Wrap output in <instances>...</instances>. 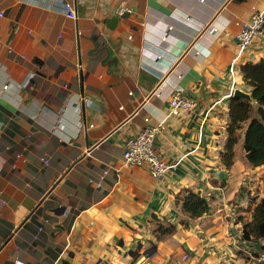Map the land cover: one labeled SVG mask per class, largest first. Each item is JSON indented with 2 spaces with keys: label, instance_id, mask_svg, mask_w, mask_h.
I'll list each match as a JSON object with an SVG mask.
<instances>
[{
  "label": "crops",
  "instance_id": "obj_1",
  "mask_svg": "<svg viewBox=\"0 0 264 264\" xmlns=\"http://www.w3.org/2000/svg\"><path fill=\"white\" fill-rule=\"evenodd\" d=\"M255 10L264 0H0V264H255L264 238L243 234L264 166L246 129L223 161L231 98L250 94L241 67L264 60V31L244 54L235 43ZM175 91L192 112L170 115ZM160 123L172 168L154 179L123 153ZM186 189L208 201L202 217L183 212Z\"/></svg>",
  "mask_w": 264,
  "mask_h": 264
},
{
  "label": "trees",
  "instance_id": "obj_2",
  "mask_svg": "<svg viewBox=\"0 0 264 264\" xmlns=\"http://www.w3.org/2000/svg\"><path fill=\"white\" fill-rule=\"evenodd\" d=\"M241 69L244 81L250 88L252 100L231 98L229 139L223 161L227 167L233 165L235 146L239 142L241 131L246 129L244 149L247 152V160L254 167H260L264 166V60L258 63L248 62ZM178 201L182 203L183 212L192 219L202 217L209 210L208 201L191 190H184ZM158 227L156 234L161 235L175 230L173 225L160 224ZM243 238H264V198L254 212L253 222L244 226Z\"/></svg>",
  "mask_w": 264,
  "mask_h": 264
},
{
  "label": "built area",
  "instance_id": "obj_3",
  "mask_svg": "<svg viewBox=\"0 0 264 264\" xmlns=\"http://www.w3.org/2000/svg\"><path fill=\"white\" fill-rule=\"evenodd\" d=\"M62 10L69 19L78 20L77 6L74 2H64ZM125 12L130 13L131 11L124 6H121L118 10L119 15H123ZM237 26L239 31L235 36V43L239 53L244 54L264 31V10H255L248 20L239 21ZM171 29L169 28V30ZM163 39L166 40L167 38L164 37ZM12 51V48H10L9 52ZM232 63H238V56L232 60ZM4 89H7V86ZM169 105L170 115L180 117L183 114L192 112L196 103L194 100L183 96L181 92L175 91L170 96ZM163 130V123H160L154 127H146L138 135L129 138L124 145L123 165L129 168H145L154 179L165 177L172 166L164 160L157 149V139ZM45 162L46 164L49 163L48 160H45ZM107 175L108 171H104L95 182L98 187H102ZM184 258L189 257L186 254ZM253 261L255 264H264V250L254 255Z\"/></svg>",
  "mask_w": 264,
  "mask_h": 264
},
{
  "label": "rangeland",
  "instance_id": "obj_4",
  "mask_svg": "<svg viewBox=\"0 0 264 264\" xmlns=\"http://www.w3.org/2000/svg\"><path fill=\"white\" fill-rule=\"evenodd\" d=\"M247 52V51H246ZM240 91V90H239ZM241 92H243V91H241ZM243 93H245V92H243ZM158 224H159V222L157 221V220H153V222H152V230H153V233L155 232V233H157L158 232ZM174 231L175 230H173L171 233H167V234H165V235H161L160 233H158V234H155V235H157V236H159L160 238H162V239H164V240H171V235L174 233ZM188 255V254H187ZM185 257V256H184ZM188 257H189V255H188Z\"/></svg>",
  "mask_w": 264,
  "mask_h": 264
},
{
  "label": "water",
  "instance_id": "obj_5",
  "mask_svg": "<svg viewBox=\"0 0 264 264\" xmlns=\"http://www.w3.org/2000/svg\"><path fill=\"white\" fill-rule=\"evenodd\" d=\"M234 97L243 98V99H246V100H249V101L252 100V97H251L250 94L243 93V92H241L239 90L235 92Z\"/></svg>",
  "mask_w": 264,
  "mask_h": 264
}]
</instances>
